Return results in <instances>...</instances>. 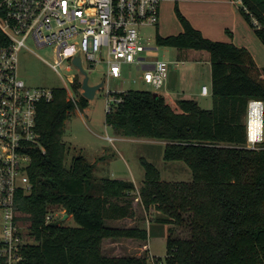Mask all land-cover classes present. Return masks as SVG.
<instances>
[{"label": "trees", "instance_id": "16d2710c", "mask_svg": "<svg viewBox=\"0 0 264 264\" xmlns=\"http://www.w3.org/2000/svg\"><path fill=\"white\" fill-rule=\"evenodd\" d=\"M244 4L249 12L241 11L264 44V0ZM176 13L184 31L158 35L157 43L210 53L213 108L131 89L115 94L122 101L106 113V122L118 135L165 141V160L183 161L191 168L192 181H165L142 157L146 179L139 193L146 209L153 207L168 217L159 218L158 224L188 223L191 237L169 236L167 257L154 263L148 256L103 254L104 239L147 240L152 227L106 224L135 216L136 186L124 179L96 180L95 165L82 156L67 164L65 127L77 107L66 89L57 88L52 101L38 106L37 131L45 152L38 147L31 151L34 189L17 198L16 220L26 229L23 236L36 242L25 245L21 264H264V142L260 149L248 147L245 122L249 101H264V68L247 48L205 37L178 5ZM253 16L261 28L253 24ZM7 40L0 29V44ZM75 87L80 91L82 82ZM88 105L89 99L81 96L78 108ZM52 206L62 207L77 225L65 226L62 219L47 223Z\"/></svg>", "mask_w": 264, "mask_h": 264}, {"label": "built area", "instance_id": "2783aa9c", "mask_svg": "<svg viewBox=\"0 0 264 264\" xmlns=\"http://www.w3.org/2000/svg\"><path fill=\"white\" fill-rule=\"evenodd\" d=\"M164 0H3L0 2V29L8 38L0 44V258L1 264H21L22 253L33 242L23 236L25 228L17 220L18 194L30 195L34 184L30 176L31 151L45 152L37 131L38 106L54 99L57 88L32 87L20 73V53L29 49L28 41L52 47L56 61L49 65L65 83L68 100L79 106L75 85L87 63L96 67L107 63L108 80L122 78L125 65L135 64L142 79L156 91L169 78L170 62L151 60L144 53L153 47L142 43L141 28L161 22ZM247 12L244 0H233ZM252 15V14H251ZM253 24H261L253 16ZM80 58V68L75 60ZM61 68L69 73L68 81ZM88 76V75H87ZM103 84V83H102ZM80 90H83L81 88ZM209 86L202 88L208 95ZM106 113L122 101L108 91ZM253 108L260 110L259 129L252 131ZM248 147L260 149L264 142V101L251 99L246 116ZM111 141L114 138L109 137ZM63 214H61L62 216ZM60 216V217H61ZM59 215L49 211L46 222Z\"/></svg>", "mask_w": 264, "mask_h": 264}, {"label": "rangeland", "instance_id": "374dc122", "mask_svg": "<svg viewBox=\"0 0 264 264\" xmlns=\"http://www.w3.org/2000/svg\"><path fill=\"white\" fill-rule=\"evenodd\" d=\"M167 2L169 1L164 0L162 2V12L168 11L169 29L164 32L157 26H143L141 28V35L142 43L145 46L155 48L144 54L147 55L148 58H151V60L164 59L170 62V69H172L177 63L178 51L174 47L159 45L157 43V36L159 34L165 35L167 32L174 31L176 24L179 23L174 5L169 3V6H167ZM27 45L29 49H25L20 53V73L26 83L32 87H64L65 83L59 73L47 63H54L56 61L54 48L40 47L34 41H28ZM202 52L209 54V52L205 50ZM84 67L91 85L101 83H103V85L101 89L96 92L95 97L89 99L88 107L85 109H75L71 112L67 120L64 136V140L69 148L67 164L70 165L73 159L81 156L92 163L94 159H97L96 154H94L95 151H101L102 148V151H105L103 154H105L104 156H106V159H109V157L115 154L117 155V157H115L117 161L109 159L108 161H104V164L106 166L110 164L111 171L118 167L119 171L125 174L127 173L130 176L132 171L139 185L144 184L146 179V170L140 161L142 157L153 163L160 170L162 179L165 181H192L193 172L185 162L165 160L164 153L167 143H162L164 141L159 139L147 137H131L134 140L130 139L124 142L117 141L115 138L118 136L115 130L106 122L108 99L113 96L108 93L109 90L113 92H124L131 89H139L150 90L156 93V90L152 86L139 79L142 77V71L135 64L125 65L122 78L108 80L106 77V71L108 69L107 63H100L93 68L86 63ZM61 72L68 81L67 76L69 73L64 71V68H61ZM85 77L86 75L81 72L79 80L82 82ZM78 96H83L82 90L79 91ZM205 101L206 99L203 100L202 103L207 107V102L205 103ZM109 137H114V140L111 141ZM101 154L102 152L99 153L98 156ZM106 176L112 177L111 172H108ZM141 188L142 187L136 190L135 193H132L133 201L139 196ZM50 210L59 215L57 219L63 218L66 214V211L59 206H52ZM61 214L63 215L61 216ZM138 216L136 225L144 226L148 230L152 227V237L148 238L150 239L151 249L143 251L142 255L143 257L148 256L150 263H154L157 258L165 260L168 255L167 244L169 236L176 239H188L191 237V229L188 223L183 226L173 221H169L166 224H158L157 220L159 218L168 217L157 212L153 207L146 211L141 205L138 209ZM186 220H188V215H186ZM74 222L70 218L69 220L67 218V220L64 221V225L73 226L75 224ZM148 239L141 240L140 242L142 244L145 242L148 243ZM31 241L36 243L35 240ZM103 247L104 244H102V251ZM103 254L109 255L110 253L104 250ZM131 255L137 256L135 252L129 254V256Z\"/></svg>", "mask_w": 264, "mask_h": 264}, {"label": "crops", "instance_id": "0c3cea01", "mask_svg": "<svg viewBox=\"0 0 264 264\" xmlns=\"http://www.w3.org/2000/svg\"><path fill=\"white\" fill-rule=\"evenodd\" d=\"M165 1H169L167 2V6H169V3H172L175 9L176 5H178L181 12L189 19V21L195 28H197L203 33L205 37L214 41L234 43L239 47L247 48L253 55L257 65L260 68H264V44L256 34L253 25L247 20V18L241 11V4L233 0ZM168 24V11L166 10L163 13L161 8V22L158 27L165 32L169 29ZM183 31L184 27L179 20V23L176 24L174 31L167 32V34L165 35H159L167 37L172 35H178ZM174 48L178 51L177 63L175 64V67L170 69V75L165 87L159 91H156V93L167 96L173 101H177L180 99L195 100L203 108L205 107V105L202 102L206 99L205 103L207 102V107H205V109H212V62L210 53H203L202 51L198 50H180L179 48ZM139 79L141 81H144L142 78ZM205 85L209 86L210 88L208 95H204L202 93V88ZM117 136L118 137L115 138L117 141L124 142L126 140L132 139L131 136H124L118 134ZM162 143L166 142L164 141ZM101 152L102 154L98 156V154ZM104 152L101 148V151H95L94 153L96 154L97 159H94L92 161V164L95 165L94 178L96 180H101L103 178L130 180L134 182L136 190H138L144 185H139V183L135 180L134 173L132 171L131 176L127 173L125 174L119 171L118 167L114 168V170L111 171L110 164L106 166L104 164V161H108L109 159L117 161L115 160V157H117V155L115 154L112 157H109V159H106V156H104L105 154H103ZM108 172H111L112 177L106 176ZM139 198L140 196H137L136 199L133 201V207L135 210L134 217L124 219H112L106 221V224L108 226L116 228L138 227L141 229H146V227L144 226L136 225V219L139 217V207L142 205L146 211L148 210L142 204L141 198ZM69 218L74 222L73 216H68V220ZM76 225L77 224L75 223L73 226ZM151 237L152 235L149 236V238ZM149 240L150 239H148L147 241L148 243L145 242L144 244H142L140 242V239L134 238L105 239L103 242V253L104 250L108 251V253L110 254L105 255L108 257H120L122 255L128 256L133 252H135L137 256H142L143 251L151 249V244Z\"/></svg>", "mask_w": 264, "mask_h": 264}, {"label": "water", "instance_id": "95a60500", "mask_svg": "<svg viewBox=\"0 0 264 264\" xmlns=\"http://www.w3.org/2000/svg\"><path fill=\"white\" fill-rule=\"evenodd\" d=\"M75 62L80 68H82L80 58H76ZM82 72L86 75L82 83V88L84 90L83 96L86 97L87 99H93L96 95V92L99 89H101L103 84L101 83V84L91 85L89 82V77L87 76L86 72L83 69ZM155 95H158V93H155ZM68 216H69L68 214H65L62 220L65 221L68 218Z\"/></svg>", "mask_w": 264, "mask_h": 264}, {"label": "bare ground", "instance_id": "6f19581e", "mask_svg": "<svg viewBox=\"0 0 264 264\" xmlns=\"http://www.w3.org/2000/svg\"><path fill=\"white\" fill-rule=\"evenodd\" d=\"M253 113V119H252V131L254 132L255 130L259 129V114H260V110L257 108H253L252 110Z\"/></svg>", "mask_w": 264, "mask_h": 264}]
</instances>
